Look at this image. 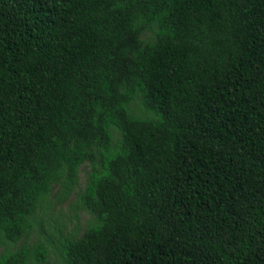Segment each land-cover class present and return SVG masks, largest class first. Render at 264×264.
I'll use <instances>...</instances> for the list:
<instances>
[{
    "label": "trees",
    "instance_id": "obj_1",
    "mask_svg": "<svg viewBox=\"0 0 264 264\" xmlns=\"http://www.w3.org/2000/svg\"><path fill=\"white\" fill-rule=\"evenodd\" d=\"M72 194L84 232L47 230ZM47 243L53 264H264V0H0V264Z\"/></svg>",
    "mask_w": 264,
    "mask_h": 264
},
{
    "label": "rangeland",
    "instance_id": "obj_2",
    "mask_svg": "<svg viewBox=\"0 0 264 264\" xmlns=\"http://www.w3.org/2000/svg\"><path fill=\"white\" fill-rule=\"evenodd\" d=\"M86 167L82 166L79 172V182L77 186V191H80L83 189L85 180H86ZM56 192V187L53 189V194ZM76 194H72L69 199L61 204L56 205L54 203L52 205V208L48 211V214L44 217L45 220V228L47 230H51L53 228V225L56 223V220L58 218L63 219L64 222V228H63V234L64 235H71L74 234L75 236H80L86 226H87V220L89 219V214L85 212L84 210H78L75 207L76 202ZM35 237L34 235H31L27 239L21 240L18 243L11 246L12 249L20 247L21 243H24L27 246H32L34 244ZM48 244V243H47ZM48 249L50 252V255L48 257V264H53L54 261L59 262V259L57 255L55 254V248L48 244ZM2 250V247H0V251Z\"/></svg>",
    "mask_w": 264,
    "mask_h": 264
}]
</instances>
